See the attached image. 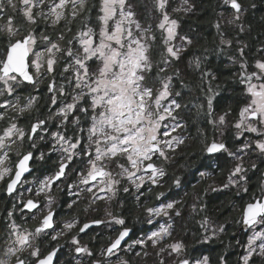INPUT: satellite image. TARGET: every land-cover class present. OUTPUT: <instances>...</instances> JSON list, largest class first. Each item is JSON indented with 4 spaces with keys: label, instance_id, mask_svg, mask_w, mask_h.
<instances>
[{
    "label": "snow or ice",
    "instance_id": "6c2138e0",
    "mask_svg": "<svg viewBox=\"0 0 264 264\" xmlns=\"http://www.w3.org/2000/svg\"><path fill=\"white\" fill-rule=\"evenodd\" d=\"M172 5L173 0H146L138 15L133 0H0V183L9 197L18 198L2 218L0 264H58L66 246L71 264H111L120 252L149 244L158 264H212L208 246L220 240L228 221L216 224L203 196L225 189L249 196L236 221L247 229L245 242L235 245L243 249L236 264H264V183L249 192L248 173L258 165L245 162L256 155L264 163V41L253 48L245 39L257 2L216 0L212 47L201 45L199 54L187 60L196 78L190 88L179 80L180 90L176 82L181 71L173 66L201 37L193 36L192 29L181 34L180 14H193L194 0ZM213 55L226 56L235 69L230 68L222 83L219 69L211 66ZM45 80L48 105L57 106L47 114L38 107L39 96L24 95L26 88L38 89ZM225 93L234 103L221 107ZM189 122L203 127L197 131L199 149L180 156L185 160L180 168L188 171L184 176L173 173L167 191L153 192V186L163 187L167 167L185 144L177 130ZM53 154H58L54 171L32 182L25 179L33 172V160L46 161ZM225 162H230L226 176ZM218 173L226 182L217 186L213 180L199 191L187 180L189 174L198 176L199 184ZM70 174L73 182L61 188ZM28 183L36 187L24 190L33 197L25 199L20 186ZM185 183L192 188L184 192L188 199L161 202ZM145 186L157 203L143 206V213L146 223L155 227L126 248L133 230L122 212L108 207L107 220L81 225L73 217L56 229L54 188L89 193L88 211L97 201L123 209L121 192L140 205ZM80 192L74 193L77 199L68 204L70 209L79 202ZM17 209L20 216L37 220L36 225L17 223ZM184 209L198 227L193 231L182 223L183 237L177 239L175 221ZM93 225L116 233L100 248L99 258L89 246L95 237L81 241V234ZM63 237L69 239L61 245ZM45 240L47 247H42ZM216 261L230 264L225 254ZM117 264L131 261L118 257Z\"/></svg>",
    "mask_w": 264,
    "mask_h": 264
},
{
    "label": "flooded vegetation",
    "instance_id": "af4514ba",
    "mask_svg": "<svg viewBox=\"0 0 264 264\" xmlns=\"http://www.w3.org/2000/svg\"><path fill=\"white\" fill-rule=\"evenodd\" d=\"M37 95L39 96V94H37ZM23 122L24 121H21V123H23ZM49 127H53V126L50 124ZM53 130H55L54 127H53ZM38 143H39V141H38ZM230 147H233V144ZM24 148H27V144L24 145ZM41 150L47 151V149H45L43 147H41ZM35 155L38 157L39 152H36ZM57 159H58V154H53L51 156V158L47 159L46 161L33 160L32 164H31V167L33 168V172L31 174H26L25 179L29 182L34 181V179H36V178L42 179L44 175L49 174V171H54L53 164ZM252 161L257 163L258 168L253 169V170L249 171V173H248V177H249L248 187H249L250 193L258 191L260 185L262 183H264V174H263L264 173V163H261L258 157H253ZM253 162H251V163H253ZM171 165H173L172 168L174 167V170H175L176 169L175 168L176 162L174 161V159L171 162L170 166ZM76 166L77 165H75V164L73 165V167H76ZM226 174H227V171L225 172V175ZM179 175L184 176L183 173H181ZM253 175L254 176L258 175L257 176L258 183L256 185L254 184ZM73 179H74V176H72L70 174L69 177L65 181L61 182L60 187L64 188V185L72 183ZM187 180H189L188 177H187ZM214 180H216L218 183L221 181L220 177H216V176L214 177ZM169 181H170V183L168 182V180L166 178H164L163 187L157 188V187L153 186V192L167 191L169 189V187L171 186V179ZM195 181L196 182H194L192 184H197V180H195ZM206 181H210V179L203 180L201 182L205 183ZM253 186H255L254 189H252ZM5 187L6 186L3 183H0V234H2V232L4 231V227H5L4 223L2 222V218L5 217V209L13 210V205L15 203H18V198L9 197L7 195V193L5 191ZM28 187H32L33 189H35L36 185L34 183H28V184H23L20 186V191L23 192L25 199L33 198V197L29 196V194L26 191H24ZM81 187H83V186H81ZM203 188H204V185H203ZM143 191H144V196L141 197L140 205H137L136 202L128 194H124L121 192L119 195V198L124 200V202H125V207L123 209H118L116 207L115 203H113L112 206L109 207L104 201H97L94 205H92L91 209H89L88 211H84V209L88 207V204L90 202V194L89 193L80 192V188H75L72 190H68L67 188H65L64 191H57L54 188L53 189V195L55 196L56 202L53 205V208L56 212V216H55L56 229L59 230V228L61 227L62 221L71 219L73 217H76L79 220L81 225L85 222H89V221L94 220V219H105V220H107L109 218L105 215V208L108 207L109 211L122 212V214L124 215V217L127 221L126 226L133 230L132 233L130 234V237L127 239L126 244L124 245V247L126 248L128 244L132 243L133 240L141 238L146 232L152 230L155 227V225H149L146 223L147 216H146V214L143 213V206H151V205L157 203V201L148 192V188H144ZM185 191H187L189 193H191V191H192V189L188 183H185V185L182 189L173 188L172 192L166 198H164V200L161 202H167V200H171V199H181L182 197L184 199H188V197H184ZM197 191H199V190H197ZM76 192H80L79 202L70 209L68 207V204L72 203V201L74 199H77V197L74 195V193H76ZM223 192H227V193L230 192V194H231L233 192L235 193L236 190L235 189H229V190H224ZM216 196H218V194L212 195V196H207V197L203 196V200L208 205V213H209L208 215H210V217L212 219H214L215 221L221 222V220L219 218H217L216 215L211 214V210L213 208L219 209V206H220V204L218 202H211L212 199L215 200L214 198ZM26 216H27V214H26ZM26 216L25 217L20 216L19 210L17 209V214H16L17 223L24 222L25 226L34 227L37 223V220L27 219ZM38 218L39 217H37V219ZM196 219H198V217ZM185 222H187V227L190 229H191L192 225H196V223L194 221H191L190 218H188V210L187 209H184L183 213H182V217L177 218L175 221L176 230L173 233L175 238L179 239V238L183 237V230L181 228V224L185 223ZM239 227H240V225L237 224L235 229H233L229 233V236H227L226 239L225 238L222 239V237H224L227 234V232L220 238V240H217L212 245H210L211 248L207 249V254L210 255L211 257L213 255L216 257L219 254H225V255H227V258L229 259L230 264H236V261L239 258V256L243 254V249H242V253L239 254V250L241 247H236L235 245H236L237 241H240L241 244H243L242 242L244 239V235L246 233V232H242L239 237L233 238L231 236L232 232L237 230ZM75 231H77V229H74V232ZM115 234H116L115 232L111 231L105 225H99V226L93 225L92 227H90L86 231V233L81 234V241H82V243H88L90 237H95V239L91 240L89 246L92 247L93 250L97 252L96 258H99L100 248L105 246L109 237L114 238ZM66 239H69V237L61 238L59 243L61 245H63L65 243ZM224 240H225L226 244H225V247H222L221 244H222V241H224ZM186 242L191 243V237H188ZM42 247H47V240H45L43 242ZM68 251H69V249L67 246L62 249L61 253L59 254L58 264H71L72 258L68 255ZM144 251H146L148 253L147 256H144V254H143ZM136 252H141V255L139 257H137L135 255ZM118 257H122L124 259H129L131 261V264H158V258L155 255V250L151 247L150 244L143 250L140 247H136L132 251H129V252H120L118 254ZM118 257H114L111 261V264H117V258ZM212 264H217V261L215 259H212Z\"/></svg>",
    "mask_w": 264,
    "mask_h": 264
},
{
    "label": "trees",
    "instance_id": "16d2710c",
    "mask_svg": "<svg viewBox=\"0 0 264 264\" xmlns=\"http://www.w3.org/2000/svg\"><path fill=\"white\" fill-rule=\"evenodd\" d=\"M146 2V0H133L134 6L138 10V15L143 14V9L141 8V5H143ZM196 4V11L188 16H184L183 14H180V20H181V34L189 33V29H192V35L193 36H200L201 39L195 40L194 44L192 45L190 51L185 54L184 58L173 67H178L181 71V76L178 78L176 82V90H180L179 80H184L185 83L188 84L189 88L191 87V82L196 78V73L193 69H190L187 67V60L191 58L195 54H199L198 49L200 46L212 47V41L215 36V29L211 27V23L215 21L216 15H215V9H216V0H194ZM258 5V10H256L253 13H250L248 18V23L251 24L252 30L251 33L245 37V39L253 46V48L259 47L260 43L264 41V20L261 19L262 16H264V0H256ZM179 0H173V7L178 6ZM146 22V21H142ZM158 59V58H157ZM211 59V66L213 68L219 69L218 75L220 76L222 83L225 77H229L231 75V71H235L234 68L229 64V61L226 56H215L213 55L210 57ZM231 68V71H230ZM171 71V68H170ZM47 81L45 80L41 86L38 87V90H34L31 87L26 88L24 95H28L29 93L33 95L39 94L40 100L38 103V107L41 109L42 112L47 114L49 111H54L57 106L51 107V105H48L47 101ZM225 99L221 101V107H223L226 103H234L229 98V93H225ZM188 98L187 92H185V99ZM187 119V117H186ZM27 121H24L23 124H26ZM2 126V125H0ZM199 127H203V125L199 123H191L189 122V126L183 130H179V132L185 137V144L182 145L175 153L174 155V161L176 162L175 170L173 165L168 166L166 171L168 173V176L165 178L170 183V179L173 173L176 175H179L185 173L188 171L187 169H181L180 165L185 163V160L180 159V156L182 153H189L193 152L194 150L199 149V137L197 135V131ZM209 134L211 132L210 128ZM227 139L229 141V145L232 146V133L231 131L227 130ZM230 166L229 162H225L222 164L224 174L227 171L228 167ZM194 171V170H193ZM258 175H253L254 177V184L256 185L258 183L257 180ZM189 181L191 183L196 182V177L191 174L187 175ZM216 177H220V180L223 179L219 175V173L216 175ZM197 190H201L203 188L204 183L195 184ZM191 187V186H190ZM255 186L252 187L254 189ZM192 189V188H191ZM212 199V198H211ZM212 199L211 202H218L220 204L219 209L213 208L211 210L212 215H216L217 218L221 220V222L228 221L230 222L229 227L227 229V234L222 237L226 239L227 236H229V233L235 229L237 223L236 221L240 217V206L242 203L246 202L249 199L248 195H244L242 198L238 197L236 195V192L231 193L230 192H222L219 193L218 196ZM220 200V201H219ZM236 206V207H235ZM197 228L196 225H192L191 229L195 231ZM225 240L222 241V247H225ZM208 248H211V246H208ZM217 257V256H216ZM216 257L213 255L212 259L216 260Z\"/></svg>",
    "mask_w": 264,
    "mask_h": 264
},
{
    "label": "rangeland",
    "instance_id": "374dc122",
    "mask_svg": "<svg viewBox=\"0 0 264 264\" xmlns=\"http://www.w3.org/2000/svg\"><path fill=\"white\" fill-rule=\"evenodd\" d=\"M43 82L44 81H42L40 84H39V86H41L42 84H43ZM38 96V95H37ZM51 107H54V106H52L51 105ZM226 132H227V129L225 130ZM177 133L178 134H180V135H182L180 132H179V130H177ZM253 157H257L256 155H251L250 156V158H248V159H246V164H250L251 162H253L252 161V158ZM230 163V162H229ZM226 176V175H225ZM199 179V177L197 176L196 177V180H198ZM213 180H214V177L213 178H211L210 179V181H206L205 183H204V188H206L209 184H212L213 183ZM215 181V185H219V184H221V183H223V182H226L224 179H222L219 183L216 181V180H214ZM145 188H147V186H145ZM225 190H229V189H225ZM224 191V190H223ZM223 191H220V192H209L205 197H207V196H212V195H216V194H219V193H221V192H223ZM236 207V206H235ZM207 214H209V213H207ZM210 216V215H209ZM198 219H199V217H198ZM216 224H221V223H224V222H217V221H215L214 219H212ZM229 224H230V222H228V224H227V226H226V231H225V233L227 232V229H228V227H229ZM224 233V234H225ZM223 234V235H224ZM222 235V236H223ZM221 236V237H222ZM245 240H246V235H244V239H243V242L242 243H244L245 242ZM233 246V245H232ZM257 264H260V261L259 260H257Z\"/></svg>",
    "mask_w": 264,
    "mask_h": 264
},
{
    "label": "water",
    "instance_id": "95a60500",
    "mask_svg": "<svg viewBox=\"0 0 264 264\" xmlns=\"http://www.w3.org/2000/svg\"><path fill=\"white\" fill-rule=\"evenodd\" d=\"M35 90H38V89H35ZM47 93H48V92H47ZM263 174H264V173H263ZM242 232H247V229H243V228L241 227V225H240V227H239L237 230H235V231L232 232L231 236H232L233 238L239 237V236L241 235ZM241 253H242V248H240V250H239V254H241Z\"/></svg>",
    "mask_w": 264,
    "mask_h": 264
}]
</instances>
